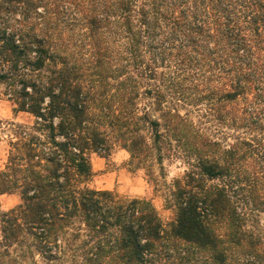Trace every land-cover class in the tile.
<instances>
[{"label":"trees","instance_id":"1","mask_svg":"<svg viewBox=\"0 0 264 264\" xmlns=\"http://www.w3.org/2000/svg\"><path fill=\"white\" fill-rule=\"evenodd\" d=\"M0 99L12 124L4 250L46 262L264 264V0H0ZM199 103V134L182 107ZM114 140L144 169L185 148L165 230L152 203L88 186Z\"/></svg>","mask_w":264,"mask_h":264},{"label":"rangeland","instance_id":"2","mask_svg":"<svg viewBox=\"0 0 264 264\" xmlns=\"http://www.w3.org/2000/svg\"><path fill=\"white\" fill-rule=\"evenodd\" d=\"M199 103L188 100L182 107L181 112H186L187 120L192 124L195 132L199 134L201 128L210 127L213 129L215 123H207L203 118ZM33 119L27 114H15L13 105L5 99H0V171L4 169L8 154L10 130L12 124L31 125ZM110 150L105 153L91 154L90 162L93 170V177L88 186L98 191H111L123 199H145L152 203L165 228L175 220V212L165 207V198L169 196L172 184L176 179H181L190 170L193 157L185 148L167 146L162 153V160L158 162L154 153L146 162L144 169H132L128 166L129 154L119 144L110 140ZM19 204L17 195L0 197V214L6 212ZM1 242V234H0ZM173 250L185 249L186 253L170 252L166 258V264H202L199 253L189 246L185 248L176 243ZM180 248V249H179ZM65 260L46 262L38 256L30 243L22 247L9 248L4 250L0 245V264H72L69 254Z\"/></svg>","mask_w":264,"mask_h":264}]
</instances>
